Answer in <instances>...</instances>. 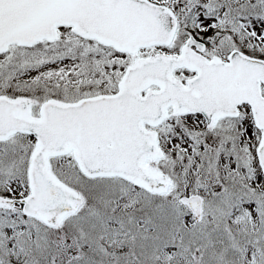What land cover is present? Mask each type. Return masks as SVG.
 Returning <instances> with one entry per match:
<instances>
[{
    "label": "snow or ice",
    "instance_id": "obj_1",
    "mask_svg": "<svg viewBox=\"0 0 264 264\" xmlns=\"http://www.w3.org/2000/svg\"><path fill=\"white\" fill-rule=\"evenodd\" d=\"M0 264H264V0H0Z\"/></svg>",
    "mask_w": 264,
    "mask_h": 264
}]
</instances>
